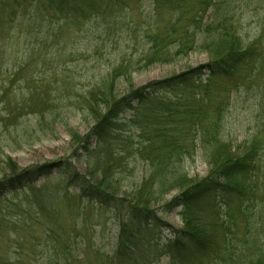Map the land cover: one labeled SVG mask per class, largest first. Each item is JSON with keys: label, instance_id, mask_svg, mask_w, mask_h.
Returning <instances> with one entry per match:
<instances>
[{"label": "trees", "instance_id": "1", "mask_svg": "<svg viewBox=\"0 0 264 264\" xmlns=\"http://www.w3.org/2000/svg\"><path fill=\"white\" fill-rule=\"evenodd\" d=\"M239 1L0 0V37L9 47L17 34L22 58L30 56V62L37 48H29L32 38L27 34L44 30L48 31L47 35L56 37L68 32L70 27L76 28L63 43L72 46L70 56L74 53L76 57H86L87 63L99 61L109 47L119 51H108V56H113L110 63H100L85 71L80 89L76 81H81V76L63 70L55 72L48 81L44 77L36 81L40 75L28 70L31 63L23 65L22 62L17 68V64L8 59L10 66L2 68L4 59L0 57L2 110L10 107L11 102L6 98L17 95L14 83L20 81L27 85L29 93L33 90L30 93L32 105L26 100L18 102L15 99L13 110L6 112L4 119L0 118L1 127L6 131L11 127L16 130L17 107L23 110L19 106H24L27 114L37 115L32 128L35 135L36 131L45 133L44 130L54 126L55 118L52 117L59 116L56 105L63 100L56 95L58 100L53 104L51 99L53 90L58 87L68 100L73 99V105L93 120L86 134L73 135L77 149L82 150V156L91 167L89 175H71L69 165L64 167L58 163L19 169L9 157L0 155V164L10 173L0 179V197L33 192L37 181L55 170L64 179H70L67 187L78 189V193L73 194L77 201L87 202L99 212L110 214L117 228L110 251L96 248L94 260L90 262L85 260L84 245H75L72 239L68 247L62 245V250H52L46 257L39 251L36 253L39 256L26 261L17 251V258H10L4 264H160L162 258H166V264H188L185 263L186 253L205 260L206 264H264L261 237L264 217L247 222L243 245L234 250L236 252L227 253L233 246L232 227L225 226L219 213L215 224L209 228L199 216L202 202L212 200L214 204L226 205L227 197L239 201L243 194L259 187V180L264 176V159L261 158L264 147L257 138L259 132L251 141L234 146V142L224 136L223 99L215 105L213 117L209 116L211 101L219 97L214 92L217 81H232L241 95L247 92L243 80L249 74L251 79L264 59V40L257 38L247 43L238 21L232 16L231 7ZM135 7L144 12L139 21L134 16ZM208 9L212 15L203 21ZM19 26L24 28L15 31ZM120 41L123 47L118 46ZM196 52L208 55L205 65L142 86L132 84V73L155 64H170ZM117 56L118 64L115 63ZM37 87L43 89L39 95ZM262 92L260 87L253 92L260 105L264 99ZM35 101L40 103L35 104ZM60 123L65 131L71 130L66 120ZM24 135L28 139L31 137L28 132ZM70 135L72 137V133ZM190 136L192 141L189 142ZM195 149H199L209 166L204 178L188 177L184 169L185 158ZM137 164L144 169L140 184L130 191L129 198L121 197L117 194L121 181ZM93 176L100 177L99 181H94ZM171 191L176 194L156 209L158 200ZM37 205L39 211L48 213L42 224L47 235L52 232V206L42 200ZM244 207L241 213L246 212ZM175 208L180 209L182 227L179 230L171 229L157 213L159 210L168 213ZM257 208L262 215L264 202ZM33 216L38 220L41 215L33 212ZM25 217H32V213L22 212L15 221L10 218L14 229L24 225ZM163 229H171L173 237L163 240ZM218 231L222 243L215 245L212 236ZM73 245L81 249V253L72 255Z\"/></svg>", "mask_w": 264, "mask_h": 264}, {"label": "rangeland", "instance_id": "2", "mask_svg": "<svg viewBox=\"0 0 264 264\" xmlns=\"http://www.w3.org/2000/svg\"><path fill=\"white\" fill-rule=\"evenodd\" d=\"M10 1L12 2V0ZM134 9L135 19L139 21L144 16V12L138 11L136 7ZM231 12L234 20L238 21L243 40L247 43L257 38H259V41L264 40V0H240L231 7ZM206 15L203 21L207 17H211V9H208ZM22 28L24 27L19 26L15 31L18 32ZM75 30L76 28L70 27L68 32L64 34L60 33L56 37L47 35V30L27 34V36L32 38L29 48L31 49L33 46L37 48L32 62H30V56L22 58L23 52L20 49L21 44L17 43V34L15 36L16 39L9 46L13 48L12 50L9 49L8 45L0 37V53H2L0 57L4 59L2 68L8 66L7 64L10 66V62L17 64V68L22 62L23 65L25 63H31L28 70L40 75V77L36 78V81L42 80L43 77L45 81H48L49 78L54 76L55 72L64 70L70 75L76 74L77 76H81V81H76L78 84L77 89H80V84L85 77V71L95 65L99 66L100 63L103 65L110 63L113 56H108V53L111 50L117 53L119 51L109 47L105 53H102L99 61L95 60L93 63H87L85 60L86 57H76L74 53L70 56L72 46L69 44L66 45V42L63 43V41L67 36L73 34ZM136 34L137 31L135 32ZM83 43L82 41L80 47H82ZM118 46L123 47L124 43L120 41ZM257 47H260V44ZM84 55L87 56L86 54ZM6 61L9 63H6ZM119 61L117 56L115 63L118 64ZM41 62H44L45 65L42 66ZM207 62V54L198 52L191 53L179 61L165 65L155 64L146 70L132 73V84L135 87L142 86L151 81H157L178 74L188 68L205 65ZM37 65L38 69L36 70ZM249 75L246 76V80H243V85L247 92L245 91L241 95L235 90L232 81L227 79L217 81L214 92H217L219 97L216 100L214 98V102L211 101L212 108L209 110V116L213 117L215 105L223 99L222 113L225 118L224 136L227 137L226 139L233 141L235 146L243 142L251 141L259 132L257 138H259L261 146L263 145L264 147V127H259V125L264 124V99L261 101L263 104L260 105L259 99L253 95V92L259 87L263 90L262 94L264 93V59L251 79H249ZM57 86H54V88ZM16 87L17 95L6 98V101L11 102L10 107H6V110L3 111L0 106V118L2 119H4L6 112L13 110V100L17 99L18 102L26 100L28 105L32 102L30 93L33 90L30 93L27 92L28 86L22 84L20 81L14 83L13 88ZM37 89V94L39 95L43 89H39V87ZM53 91H55V93L52 92L51 94L53 104L58 100L55 99L57 97L56 95L63 97V100L56 105L57 109L55 108L56 114L59 113V116L54 115L52 117L55 118V125L44 130L45 133L36 131L37 135H35L32 132V128L36 123L37 115L27 114L24 106H19L23 110H19L17 107L16 132L13 131V127L6 131L4 127H1L0 123V155L9 157L12 164L19 169L41 166L46 163H58L64 167L69 165L71 175L78 173L79 175L87 176L89 175V168L91 167L88 166L85 157L82 156V150L77 149V140L73 135L81 137L86 134L93 124V120L88 118L85 112L80 111L78 106L73 105V99L68 100L60 87ZM227 94H229L228 99H225ZM38 97V99H41L40 96ZM34 103L39 104L40 102L35 101ZM36 114L39 115V113ZM46 118L47 122L51 121L47 116ZM61 120L67 121L71 129L69 132L64 130V127L60 123ZM25 132H28L29 135L31 134L30 139L24 135ZM70 133H72V137ZM192 138H194L193 134ZM27 141L28 143H26ZM190 141H192L191 136L189 138ZM261 158L264 159V154L261 155ZM134 167L124 179L127 186L123 180L121 181L122 185H120V189L117 191V194L121 197L129 198L128 194L136 185L140 184L141 177L144 175V169L140 164ZM184 169L187 171L188 177L191 178H204L209 172V166L202 159V156H200L199 149L193 150L190 157L185 158ZM6 170V167L0 164V179L6 174H10ZM149 172H146L145 175L148 176ZM262 177L259 180V187L254 188L253 191L248 193L244 192L245 194L239 197L241 199L239 201L235 200V197H227L226 205L220 202L217 205V203L214 204L212 200H209L210 202H202L199 207L201 210L199 211V216L202 218L203 225L209 228L215 224L217 219L216 215L219 213L223 217L225 226L232 227L231 241L233 246L227 253L237 250L243 245V242L246 240L247 222H251L252 220L256 221L258 218L264 217V212L260 215L257 208L259 203L264 202V176ZM93 179L94 181H99L100 177L93 176ZM69 181L70 179H64V177L58 175L54 170L48 177H41L37 181L33 192L26 191L25 193H20L18 197L17 194H15L16 196L13 195V197L8 196V198L0 197V264L9 262L10 258H17V251L19 256L26 261L35 255L39 256L41 254L43 257H46L48 252L51 253L52 250L55 251L60 248L62 250V245L64 248L68 247L72 239H75L73 241L75 245L77 243L84 245L85 260L88 262L94 260V251L96 248H100L104 252L110 251L117 235V228L113 218L110 214L101 213L94 206L87 205V202L77 201L74 195L78 193V189L75 186L67 187L71 184ZM175 194L176 191H171L164 195L163 198L158 200L159 202H157L155 208L160 209ZM40 200L47 206L51 205L52 207L50 209L53 210L52 232L47 235L44 232L45 227L42 224L46 221L44 216L48 215V213L39 211L37 203ZM151 205L154 206L155 203ZM243 207L246 209V212L241 213ZM218 210L219 212H217ZM27 211L32 213V217H25L24 225L20 224L16 226L17 229H14V224L10 222V218L15 221L17 220V216L20 217L22 212ZM161 211H157L158 216L161 215L164 222L171 226V229L179 230L182 227L179 208L172 209L168 213H162ZM33 212L41 215L38 220L34 219ZM259 224L261 223L259 222ZM262 227L261 232L263 233H261V237L264 240V224ZM171 229H163V240L173 237ZM49 237L50 239H48ZM212 237L215 245L222 243L219 231ZM17 239L19 240V249H17ZM74 247L73 245L70 252L72 255L81 253V249L78 250ZM39 251L40 254H36ZM66 251L68 252V249ZM185 256V263L198 264L202 262L206 264L205 260L201 261L196 256L188 253ZM160 264H166V258H162Z\"/></svg>", "mask_w": 264, "mask_h": 264}]
</instances>
